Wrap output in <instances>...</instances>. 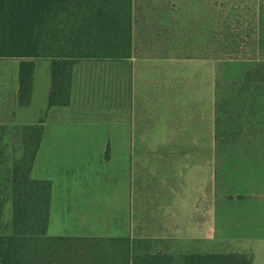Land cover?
I'll use <instances>...</instances> for the list:
<instances>
[{
  "label": "crops",
  "instance_id": "1",
  "mask_svg": "<svg viewBox=\"0 0 264 264\" xmlns=\"http://www.w3.org/2000/svg\"><path fill=\"white\" fill-rule=\"evenodd\" d=\"M113 4L88 26L83 16L81 44L66 55L73 60L69 104L46 105L35 117L34 161L45 152L53 158L47 167L73 161L84 169L91 151L106 153L97 160L112 162L109 176L124 187V208L119 206L116 216L120 235L126 236L119 237L131 239L174 237L192 185L196 200L197 191L205 193L204 201L195 203L203 212L194 224L195 237H215L210 225L214 172L230 155L224 158L227 149L216 143L214 64L197 59L193 41L187 44L197 9L186 17L185 5L184 15L178 3ZM85 31H92L91 37ZM88 38L92 46L86 45ZM40 59H48L50 75V58ZM38 179L51 182V202L52 179Z\"/></svg>",
  "mask_w": 264,
  "mask_h": 264
},
{
  "label": "rangeland",
  "instance_id": "2",
  "mask_svg": "<svg viewBox=\"0 0 264 264\" xmlns=\"http://www.w3.org/2000/svg\"><path fill=\"white\" fill-rule=\"evenodd\" d=\"M149 1L178 3L179 10L185 5L186 17L197 9L196 29L192 39L187 32V44L193 41L197 59H208L214 64L216 143L221 145V151L227 149L222 153L224 158L230 156L225 163L220 162L223 164L215 167L214 172L212 196L215 204L211 209L210 225L216 230L215 237L204 238V234L195 237L194 224L198 215L203 214L195 203L197 201L199 206L205 193L197 191L196 200L192 197L193 186L187 185L183 224L178 233L171 238H158L162 240L146 238L142 246L149 247L150 252L167 254L246 253L252 264H264V83L251 84L249 88L241 83L244 72L264 58V41L260 42L261 56L257 60L229 59L222 52L223 41L213 39L222 15L210 0ZM125 2L122 0L121 3ZM255 35L264 39L259 28ZM19 62L16 58H0V126H4L0 135V151L3 152L0 232H8L10 227L7 176L13 161L21 158L26 150L32 151L33 124L35 117L46 109L50 85L48 59L35 61L34 92L28 105L19 106L15 93ZM89 154L91 157L84 169L81 165L74 166L73 161L67 162L71 167H65L61 161L47 167L53 158L45 152L41 153V161L32 162V178L52 179L46 231L49 236H126L120 235L116 216L119 206L124 208L125 198L121 196L124 187L109 176L113 171L112 162L97 160L106 153L91 151ZM63 161L66 162L65 158ZM237 196L245 198L238 199ZM204 229L197 231L203 233Z\"/></svg>",
  "mask_w": 264,
  "mask_h": 264
},
{
  "label": "trees",
  "instance_id": "3",
  "mask_svg": "<svg viewBox=\"0 0 264 264\" xmlns=\"http://www.w3.org/2000/svg\"><path fill=\"white\" fill-rule=\"evenodd\" d=\"M121 2L0 0V58L20 60L17 104H29L35 61L50 58L51 82L47 106L68 105L73 60L67 59L66 55L81 44L83 16L84 24L88 26L89 19L107 14L106 6L112 7L113 3ZM210 2L222 15L220 27L214 32L213 39L223 41V54L229 59L257 60L261 56L260 42L264 39H259L255 33L259 28L264 35V0ZM125 3H129V0ZM90 27L96 28L92 23ZM85 32L86 36L91 37L92 31ZM86 45L92 46L91 39H86ZM241 83L246 88L251 84L264 83V58L244 72ZM215 122L218 129L216 119ZM2 131L3 127L0 126V135ZM219 136L221 138V135H217V138ZM30 140L32 151L26 150L21 158L13 161L6 180L10 227L8 232H0V264H251L250 257L242 253L150 252L149 247L142 246L144 239L134 241L129 237L49 236L46 231L51 182L31 177L38 144L34 130ZM2 154L0 151V164Z\"/></svg>",
  "mask_w": 264,
  "mask_h": 264
}]
</instances>
